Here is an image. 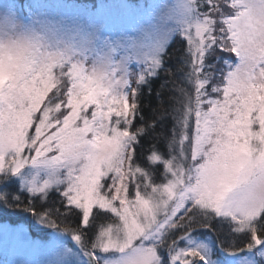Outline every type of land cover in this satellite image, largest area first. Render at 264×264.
<instances>
[{"label": "snow or ice", "instance_id": "obj_1", "mask_svg": "<svg viewBox=\"0 0 264 264\" xmlns=\"http://www.w3.org/2000/svg\"><path fill=\"white\" fill-rule=\"evenodd\" d=\"M64 7L0 2V211L43 264H264V0Z\"/></svg>", "mask_w": 264, "mask_h": 264}, {"label": "rangeland", "instance_id": "obj_2", "mask_svg": "<svg viewBox=\"0 0 264 264\" xmlns=\"http://www.w3.org/2000/svg\"><path fill=\"white\" fill-rule=\"evenodd\" d=\"M2 2V0H0ZM25 6L42 3L65 6V11H86L92 16L121 17L130 12L147 13L159 3H175L176 0H17ZM131 31L128 35H133ZM0 211V264H17L26 261L28 264H43L48 258L46 247L50 244L52 233L49 229L36 225L26 214H13L8 217ZM47 233V237H45ZM25 234L27 238H25ZM33 242L42 246L34 247Z\"/></svg>", "mask_w": 264, "mask_h": 264}, {"label": "trees", "instance_id": "obj_3", "mask_svg": "<svg viewBox=\"0 0 264 264\" xmlns=\"http://www.w3.org/2000/svg\"><path fill=\"white\" fill-rule=\"evenodd\" d=\"M5 213H6V214H9V216L11 215V216H12V219H15V218H16V217L13 216V214H18V213H13V212H5ZM9 216H8V217H9ZM11 216H10V217H11ZM15 220H16V219H15ZM44 235H45V237H47L48 234L45 233Z\"/></svg>", "mask_w": 264, "mask_h": 264}]
</instances>
